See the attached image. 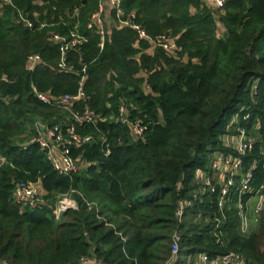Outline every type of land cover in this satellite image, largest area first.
<instances>
[{
    "label": "trees",
    "instance_id": "obj_1",
    "mask_svg": "<svg viewBox=\"0 0 264 264\" xmlns=\"http://www.w3.org/2000/svg\"><path fill=\"white\" fill-rule=\"evenodd\" d=\"M8 1L0 0V75L8 78L0 82V261L77 264L88 257L103 264H167L178 232L175 264L231 253L243 264H264V205L254 218L250 196H241L248 215L242 232L236 188L220 209V187L210 193L196 178L212 173L216 154L239 157L222 138L235 116L249 115L240 125L258 140L241 157L243 172L253 169V190L264 184V0H226L222 10L202 0H119L150 40L175 38L180 51L174 55L151 51L147 40L133 48L138 34L117 26L101 41L89 24L102 0ZM20 15L32 29L16 22ZM54 35L82 41L64 55L73 73L58 70ZM29 55L42 60L31 73L24 70ZM82 78L87 106L103 122L81 131L95 141L71 156L89 165L68 178L28 144L36 121L55 125L66 116L38 101L32 88L54 97L75 95ZM120 105L130 121L142 120L141 139L110 119ZM38 180L41 205L29 209L12 201L15 183ZM64 195L78 208L56 220L53 209ZM181 200L192 205L179 223Z\"/></svg>",
    "mask_w": 264,
    "mask_h": 264
},
{
    "label": "built area",
    "instance_id": "obj_2",
    "mask_svg": "<svg viewBox=\"0 0 264 264\" xmlns=\"http://www.w3.org/2000/svg\"><path fill=\"white\" fill-rule=\"evenodd\" d=\"M8 3V0H2ZM203 3L213 10H222L225 6L226 0H202ZM103 6L114 14V23L117 29L127 28L138 34V41L133 44V48L137 49L139 41L147 40L151 49L160 48L167 54H175L180 51V48L176 46V39L165 35L158 36L154 40H150L146 33L142 30L140 25L135 23L136 15L134 12L125 15L121 2L119 0H107V4L102 0L98 7V12L91 16V22L89 27H95L97 33L101 36L103 41L104 31L102 30V15L104 14ZM1 8V7H0ZM76 12V10H74ZM22 22L26 27L32 29L33 24L28 19H24L22 15L19 16L16 22ZM44 25H39V28H43ZM52 40L59 45L61 52V61L58 64L59 71H65L73 73V67L68 66L64 61L65 52L77 45L82 44L79 39L72 40L67 43L61 37L54 35ZM102 48V44L99 45ZM42 64V60L39 55H29L26 57L24 70L28 73L33 72L38 66ZM84 71V70H83ZM0 82H8L6 75H0ZM84 78L79 83L78 91L75 95H64L60 97L50 96L47 93H42L32 88L33 96L40 101L43 105L61 109L65 112L66 116L58 124L50 125L47 122L36 121L34 123V135L30 138L28 144H36L40 151L45 155L46 160L50 163L53 170L60 176L70 178L72 175L77 174L82 169L88 167V163L83 161L80 157L73 158L71 156L72 151L80 150L86 145L95 141L94 136L90 134H83L81 131L85 126H93L103 119L92 111L87 103L89 97H87L83 91ZM79 103L84 104L83 109H75V106ZM117 124L125 125L128 127L130 136L134 140L142 138L145 131V127L142 125V120L136 119L134 121L129 120L128 110L124 105H120L116 116L110 117ZM249 121V115L242 117L235 116L229 128V134L222 138L223 145L232 150L234 154L239 157H234L232 154H216L211 160L212 173L203 174L197 173V180L201 185L210 191L215 193L216 185L221 189L220 197L218 200V207L221 209L226 202V199L230 196L231 189L236 188L238 192L237 208L241 217V231L245 232L247 229V209L246 204L242 203L241 196L249 195L247 204L255 202L253 208V217L257 218L263 210L264 205V184L259 186L256 190H253L251 184L253 181V169L243 172V161L241 157L245 154H250L253 150L255 143L244 126ZM97 139L100 142V146L105 148V156L109 154L107 149V143L105 138L97 130ZM5 164V159L0 157V167ZM82 164L86 166L81 167ZM264 170V167H263ZM44 192L41 188L40 181L35 182H17L12 190V201L21 207H28L29 209H35L43 203L42 197ZM254 200V201H253ZM192 203L190 201L181 200L178 203V208L175 212V217L180 223L184 211L190 207ZM77 203L70 195L62 196L55 204L53 209V216L57 220L61 214L68 210H77ZM180 235L178 232L174 233L172 237L171 255L167 264H175L178 258ZM243 259L236 254H228L226 256L218 257L214 260H209L206 255L197 256V262L194 264H243ZM0 264H8L5 261H0ZM77 264H103L92 258L83 257Z\"/></svg>",
    "mask_w": 264,
    "mask_h": 264
},
{
    "label": "rangeland",
    "instance_id": "obj_3",
    "mask_svg": "<svg viewBox=\"0 0 264 264\" xmlns=\"http://www.w3.org/2000/svg\"><path fill=\"white\" fill-rule=\"evenodd\" d=\"M105 2V4H107V0H103ZM103 9H104V14L102 15V23H101V27H102V30L104 32L106 31H109L111 29V27H114L115 26V23H114V20H113V17H112V14L111 12L107 9V7L103 6ZM154 49H152L151 51H153ZM60 110V109H59ZM60 114V113H59ZM254 140H258L257 138H254ZM86 165L85 164H82L81 167L84 168ZM254 201V200H253ZM254 205H255V202H250V206H249V210H253L254 208ZM189 259L186 261L188 262ZM183 264V263H182Z\"/></svg>",
    "mask_w": 264,
    "mask_h": 264
},
{
    "label": "crops",
    "instance_id": "obj_4",
    "mask_svg": "<svg viewBox=\"0 0 264 264\" xmlns=\"http://www.w3.org/2000/svg\"><path fill=\"white\" fill-rule=\"evenodd\" d=\"M195 262H197V256L190 258L188 262H186V264H194Z\"/></svg>",
    "mask_w": 264,
    "mask_h": 264
}]
</instances>
